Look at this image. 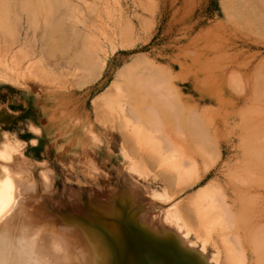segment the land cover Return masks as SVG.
I'll return each mask as SVG.
<instances>
[{"label": "rangeland", "instance_id": "374dc122", "mask_svg": "<svg viewBox=\"0 0 264 264\" xmlns=\"http://www.w3.org/2000/svg\"><path fill=\"white\" fill-rule=\"evenodd\" d=\"M48 1L0 0V132L27 143L36 177L46 170L38 162L55 173L42 195L52 211L40 216L97 235L100 252H113L110 264H151L152 251L173 264H239L227 257L238 249L236 238L240 264H264V1ZM155 88L166 100L158 101ZM156 101L171 149L160 148L165 136L148 127ZM139 114L142 122L135 124ZM29 122L38 135L28 131ZM172 149L195 161L197 181L170 202L150 200L144 187L159 189L164 177L155 160L171 158ZM201 188L220 191L227 207L210 212L215 230L209 236L192 232L186 242L194 246H181L194 248L200 263L170 244L173 250L156 249L154 215L175 203L193 207L188 197ZM27 207L34 213L38 204Z\"/></svg>", "mask_w": 264, "mask_h": 264}, {"label": "bare ground", "instance_id": "6f19581e", "mask_svg": "<svg viewBox=\"0 0 264 264\" xmlns=\"http://www.w3.org/2000/svg\"><path fill=\"white\" fill-rule=\"evenodd\" d=\"M3 1V4L5 3V0H1ZM13 1V0H12ZM25 1V0H24ZM34 0H32L33 2ZM41 1V0H40ZM46 1V0H44ZM44 1L42 0V2L44 3ZM48 1V0H47ZM264 1V0H263ZM10 2V0H9ZM19 2V1H16ZM49 2V1H48ZM45 2V3H48ZM51 2V0H50ZM21 3V2H20ZM30 3V2H29ZM36 4V2H34ZM39 4H41L38 1ZM42 3V4H43ZM62 3V2H61ZM1 4V5H3ZM7 4V2H6ZM27 4V3H26ZM38 4V5H39ZM50 4V3H49ZM65 4V2H64ZM9 5V4H8ZM19 5V3H18ZM24 6V4H22ZM45 5V4H44ZM53 5V4H52ZM60 5V4H59ZM6 6V5H4ZM13 6V5H12ZM17 6V4H16ZM21 6V5H20ZM22 6V7H23ZM48 6V5H47ZM51 6V5H50ZM49 6V7H50ZM1 7V6H0ZM21 7V8H22ZM36 7V6H35ZM41 5L38 6V8L40 9ZM43 7V5H42ZM41 7V8H42ZM71 6H69L70 8ZM3 8V7H2ZM1 8V9H2ZM5 10L6 8L9 7H4ZM11 8V7H10ZM19 7V9H21ZM25 8V7H24ZM27 8V7H26ZM37 8V7H36ZM35 8V9H36ZM45 8V6L43 7ZM47 8V7H46ZM65 8H68L67 5ZM28 9V8H27ZM32 9L31 7H29V10ZM38 9V10H39ZM3 10V9H2ZM1 10V11H2ZM23 10V9H22ZM27 11V13L30 11ZM33 10V9H32ZM36 11L38 13V15H40V11ZM44 11L47 9H43ZM64 10V9H63ZM4 11V10H3ZM24 11H26L24 9ZM48 11V10H47ZM5 12V11H4ZM7 12V11H6ZM32 12V11H31ZM42 12V11H41ZM3 13V12H2ZM33 13V12H32ZM44 13V12H43ZM21 14V13H20ZM31 14V13H30ZM34 14V13H33ZM45 14V13H44ZM41 15V16H44ZM48 14V13H47ZM37 15V16H38ZM58 15V14H57ZM56 15V16H57ZM65 16V15H64ZM29 17V16H28ZM40 17V16H39ZM48 17V15H47ZM30 18V17H29ZM28 18V20H29ZM34 17H32L33 19ZM69 18V16H68ZM74 18V17H73ZM44 19V18H43ZM46 19V17H45ZM44 19V23L46 24L47 22ZM29 22V21H28ZM34 23V22H33ZM31 24V23H29ZM34 26V24H33ZM27 34V33H26ZM46 34V33H45ZM46 38V37H45ZM35 45V44H34ZM31 46V45H30ZM28 47V46H27ZM9 51V50H8ZM12 51V50H11ZM66 53V52H65ZM10 54V53H9ZM27 54V53H26ZM66 57V56H65ZM27 58L29 60H32V57L30 56V54L27 56ZM86 59H88L87 57H85ZM100 59V58H99ZM104 60V59H103ZM83 61V59H82ZM102 62V61H101ZM1 64V63H0ZM59 66V65H57ZM58 69V68H57ZM60 69V68H59ZM58 71V70H57ZM7 75V74H6ZM1 76V75H0ZM4 76V75H3ZM8 78V77H7ZM164 78V77H163ZM2 79V77H1ZM153 80V79H152ZM154 83V82H153ZM147 84V83H146ZM166 84V82H165ZM148 85V84H147ZM160 85V84H159ZM162 86V85H160ZM166 86V85H164ZM164 89V88H163ZM166 89V88H165ZM110 90V89H109ZM148 91V90H147ZM162 92L165 93L164 90L160 89V88H155V90L153 92H151L153 95H155L154 93L156 92ZM171 91V90H170ZM107 92V91H106ZM110 92H113V90L111 89ZM150 93V92H149ZM157 94V93H156ZM161 93H159V96L157 94V96H155L156 98H158V101H163L166 100L167 96L164 97V95H160ZM171 94V92L169 93ZM167 95V94H166ZM174 100V99H173ZM158 101L155 102V104H153L151 107H149L148 109L151 111V114L154 115V120H149L148 123V127L151 128L152 124H153V131L156 132H160L162 133L161 136L164 135V133L166 134V132L163 131V129L161 128V118L158 117L157 113V104ZM169 102V101H168ZM172 102V101H171ZM163 102H161L162 104ZM167 103V102H166ZM165 103V104H166ZM160 105V104H159ZM168 105V104H167ZM171 106V107H170ZM170 108L173 109L175 105H171L170 104ZM126 108V107H125ZM128 108V107H127ZM169 108V109H170ZM176 110V108L172 111L174 112ZM167 111V110H166ZM177 111V110H176ZM123 112H125L123 110ZM131 112V111H130ZM171 112V113H172ZM174 113H172L173 115ZM143 114H139L136 115V117L134 118L135 120V124H139L142 122L143 119ZM195 115V114H194ZM194 115L191 119L194 120ZM153 117V116H152ZM176 117V116H175ZM130 119V118H129ZM190 119V120H191ZM178 120H175V122ZM191 122L190 123H194ZM123 123V122H120ZM179 123V122H178ZM177 123V124H178ZM198 123V121L196 120V124ZM130 124V123H129ZM176 124V123H175ZM195 124V123H194ZM195 124V125H196ZM192 125V124H191ZM199 125V124H198ZM127 126V125H124ZM163 126V125H162ZM168 125H165L164 128H166ZM176 126V125H175ZM181 127H183L181 125ZM194 127V126H192ZM197 127V126H195ZM122 128V127H121ZM176 130V128H174ZM178 129V128H177ZM183 130V128H180ZM8 130V129H7ZM127 130V128L125 129ZM132 130V129H131ZM135 130V129H134ZM133 130V131H134ZM129 131V129H128ZM169 131V130H168ZM176 130L175 133H178ZM181 131V130H180ZM8 133H12L11 131H5ZM122 133V132H121ZM124 133V132H123ZM159 133V135H160ZM126 134V133H125ZM131 134L134 133H130L128 134V136H130ZM158 134V133H157ZM183 133H180L178 135L182 136ZM124 136V135H123ZM157 136V135H156ZM165 136V135H164ZM163 136V137H164ZM203 136V137H202ZM202 141L206 138V135H203L202 133ZM126 137V135H125ZM170 137V136H169ZM167 135L164 137L163 142L160 145L165 147L166 149H171V147H173L174 144H172L173 140L171 139V137L169 138ZM162 138V137H161ZM20 141L25 142L24 140L18 138ZM34 139V138H33ZM127 139V138H126ZM125 139V142L128 141ZM130 139V138H128ZM172 140V141H171ZM131 141V139H130ZM134 141V140H133ZM3 141V136H0V144H2ZM26 143V142H25ZM127 143V142H126ZM131 144V142H129ZM128 143V145H129ZM134 143V142H133ZM132 143V144H133ZM27 144V143H26ZM131 144V145H132ZM151 144V143H150ZM157 144V143H156ZM203 144V142H202ZM206 143L204 142V145ZM129 145V146H131ZM128 146V147H129ZM133 146H135L133 144ZM132 146V147H133ZM23 147V146H22ZM131 147V148H132ZM134 148V147H133ZM177 149V148H176ZM175 149V150H176ZM124 150V149H123ZM129 149H125L126 155L125 157H129L128 154H130V151L128 153ZM155 150V149H154ZM174 150V151H175ZM133 151H136L135 148L133 149ZM173 151V149H172ZM171 153L172 157L171 158H167L170 159L169 163H166L168 160L165 159V155L164 154H160V162H158L157 160H155L154 158L151 157V154L148 155L147 153V160H151L152 161H156L157 167L160 168L159 170V174H161V176L163 177V181L160 183L162 185H160L161 188L156 189L154 187H151V185L149 187H144L147 188L149 191L147 193V197L150 198V200H153L154 198L157 199H161V197H164V201L163 202H170L172 198H174L176 196L177 193H181L183 191H185L186 187L183 186L184 184L189 183V181L193 180L194 181V185L197 181V176L195 179V173L194 170L195 168V161L190 158V157H186L185 155H183L182 150H178V152H174ZM26 151L24 150V152L22 153L21 156H16L13 160L12 163L10 164H5L4 167H7L10 169L11 175H12V179L15 183L17 192H16V203L13 206V208L11 209V213L10 215H8L6 218L3 219V222L0 223V228L3 227H7L9 229H17L20 226H27L30 228H42L44 231V239L45 241L50 245L52 242H55L57 244L60 245L61 251L59 254L54 253L51 251V249L49 248L48 251V255L52 261V264H110L109 260L112 256V250H105L106 253L102 254L101 248L104 249V246H102L100 243V240H98L97 235L93 234L92 236H86L83 233H80L78 230L75 229V227L71 228L70 226H62L64 228H59V226H57L55 223L54 219H50L49 221H45L44 216H40V211L43 209H45L47 212L52 211L51 209V205L49 204V200H47V198L42 197L43 195V191H45V185L43 184L40 175H38L39 177H36L33 173L32 170L33 168L29 167L31 165H33L31 162H28L26 156H25ZM142 154V153H141ZM206 154V153H205ZM133 155V154H132ZM136 155V154H135ZM167 155V154H166ZM207 155V154H206ZM137 156V155H136ZM135 156V157H136ZM134 156L132 158H135ZM140 158V157H139ZM158 158H159V154H158ZM136 159V158H135ZM142 159V157L140 158V160ZM144 159V158H143ZM166 161V162H165ZM145 162V161H144ZM137 163V162H136ZM139 164V163H138ZM141 164V163H140ZM136 165V164H135ZM169 165V166H168ZM133 166V165H132ZM134 167V166H133ZM155 167V166H154ZM35 169V168H34ZM37 169V167H36ZM43 169V168H42ZM44 170V169H43ZM142 170V169H141ZM34 171V170H33ZM37 172V171H36ZM130 172V171H129ZM152 172V170H151ZM40 173V172H39ZM158 174V176H159ZM4 174L2 172H0V177H2ZM142 176V175H141ZM36 182V187H35V191H31L29 189V185L32 183V181ZM148 182V181H146ZM152 182V181H150ZM193 183V182H192ZM127 184V183H125ZM131 186V185H129ZM190 186V185H188ZM122 187V186H121ZM127 187V186H126ZM132 187V186H131ZM175 187H181L180 189H178L179 191H175L174 188ZM124 188V187H123ZM104 189V188H103ZM136 189V188H135ZM142 189V188H141ZM102 190V189H101ZM121 190V189H120ZM128 190V189H127ZM144 191V189H142ZM161 190V191H160ZM174 190V192H172ZM48 191V190H47ZM112 191V190H111ZM115 191V190H114ZM127 192V191H126ZM172 192V193H171ZM114 193V192H113ZM117 194V193H116ZM132 194V193H131ZM145 194V192H144ZM146 195V194H145ZM223 194H221L220 191H217V189H212V188H201L196 194H193L192 196L188 197V201L191 203V205L193 207L189 206H184L187 208H183V203L181 204V202L179 203V205H171V208H168L166 212L163 213V215H159L158 213H156V217L154 215V227H153V233H154V237L155 238L153 241V244L156 245V249L157 247L161 250L160 247L164 248L166 245L170 247V245L173 247H175V249H177L179 252L184 253V255L186 257L191 256L192 259L194 258L195 260H197V263H200V259L198 256V252L195 251V249L193 248L191 251H193V253H190L188 250L183 249L181 246L183 244L187 245V247L191 248L193 247L194 243H191L190 241H187V238L189 235L192 234V232H195V234L197 235H201V236H209L211 234V224L213 225V221L212 217L209 216L210 212L213 210H218L219 212H224V207L226 208L227 205L222 203L219 200V197H221ZM133 196V195H132ZM137 196V195H136ZM225 197V196H224ZM137 198V197H136ZM46 199V200H45ZM102 199V198H101ZM104 199V198H103ZM102 199V200H103ZM115 199V198H114ZM163 200V199H162ZM187 200V199H186ZM185 200V201H186ZM105 201V200H104ZM113 200V196H106V202L107 204L111 203ZM133 201V199H132ZM184 202V201H183ZM31 204V206L34 203L38 204V207H33L34 213L32 212L31 209H29L27 207V204ZM113 203V202H112ZM48 204V205H47ZM50 205V206H49ZM113 207L115 208L114 204H112ZM182 205V206H181ZM226 205V206H225ZM152 206H155L152 203ZM180 207V208H179ZM112 208V206H111ZM152 210V208H151ZM164 211V210H163ZM228 211V209H227ZM153 212V211H150ZM229 212V211H228ZM111 213V212H110ZM108 213V214H110ZM225 213V212H224ZM115 214V213H114ZM117 214V213H116ZM154 214V213H153ZM158 214V215H157ZM71 216V214H69ZM112 215V214H111ZM232 215V214H231ZM230 215V216H231ZM69 216V217H70ZM225 216V214H224ZM51 217V216H50ZM216 217L219 219V213L218 215H216ZM74 218V217H73ZM216 218V219H217ZM230 218V217H229ZM228 218V220H230ZM225 221L228 224V221L225 218ZM72 222V221H70ZM153 222V221H152ZM231 223V222H230ZM215 226V225H213ZM217 226V225H216ZM221 226V225H220ZM214 228V227H213ZM75 230V231H73ZM215 230V229H214ZM212 230V231H214ZM218 231V230H216ZM219 232V231H218ZM77 233V236L79 234H82V236L80 235L79 237L74 236ZM76 237V238H75ZM236 237V236H235ZM208 238V237H207ZM234 238V237H233ZM224 239V238H221ZM232 239V238H231ZM230 239V240H231ZM189 240V239H188ZM233 240H237V245H238V249H234L232 250V252H228L229 256L232 255L231 257H228V262L230 263H234V262H238L239 264L242 263V258H243V252L241 250V243L240 241H238V239H233ZM192 241V240H191ZM228 241V240H227ZM232 241V240H231ZM221 242V241H220ZM233 242V241H232ZM170 244V245H169ZM228 244V243H227ZM229 246H225V247H230L231 243L228 244ZM235 245V242H234ZM197 246V245H195ZM232 246V245H231ZM224 247V248H225ZM236 247V246H235ZM106 248V246H105ZM171 248V247H170ZM168 248V251L169 249ZM232 248H234L232 246ZM237 248V247H236ZM107 249V248H106ZM109 249V248H108ZM167 249V248H166ZM172 250L174 248H171ZM104 251V252H105ZM171 251V250H170ZM175 251V250H174ZM229 251V250H228ZM231 251V250H230ZM162 251H159V253L152 251L150 254H148V258L151 262V264H173V260H171V258L168 260V258L166 257V255H163V253H160ZM167 252V251H166ZM177 252V251H176ZM170 252L166 253L169 254ZM172 253V251H171ZM227 254V255H228ZM170 256V254H169ZM226 256V255H225ZM107 260H106V259ZM174 258V257H173ZM227 259V258H226ZM176 262V261H175ZM174 262V263H175ZM178 262V263H177ZM175 264H185L184 262H179L177 261ZM132 264H139L137 260H132L131 261Z\"/></svg>", "mask_w": 264, "mask_h": 264}, {"label": "clouds", "instance_id": "9594fccd", "mask_svg": "<svg viewBox=\"0 0 264 264\" xmlns=\"http://www.w3.org/2000/svg\"><path fill=\"white\" fill-rule=\"evenodd\" d=\"M28 131L34 135L39 134V129L31 122L28 123ZM0 136H3L4 141L0 144V172L4 174L0 177V223H2L16 203L17 192L10 169L4 165L12 163L16 156H21L27 144L20 141L15 133L0 132ZM28 143L36 146L38 140ZM38 165L46 169L39 175L48 190L54 183L52 177L55 173L47 168L46 162H38ZM35 187L36 182L33 180L29 189L35 191ZM49 248L57 254L61 251L59 244L52 242L49 245L45 241L42 228L27 226H20L17 229L0 228V264H52L48 255Z\"/></svg>", "mask_w": 264, "mask_h": 264}]
</instances>
